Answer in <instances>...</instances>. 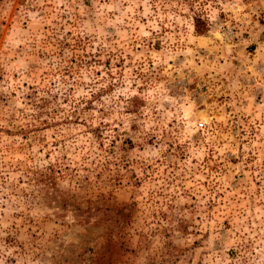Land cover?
<instances>
[{
  "label": "clouds",
  "instance_id": "9594fccd",
  "mask_svg": "<svg viewBox=\"0 0 264 264\" xmlns=\"http://www.w3.org/2000/svg\"><path fill=\"white\" fill-rule=\"evenodd\" d=\"M0 264H264V0H0Z\"/></svg>",
  "mask_w": 264,
  "mask_h": 264
},
{
  "label": "rangeland",
  "instance_id": "374dc122",
  "mask_svg": "<svg viewBox=\"0 0 264 264\" xmlns=\"http://www.w3.org/2000/svg\"><path fill=\"white\" fill-rule=\"evenodd\" d=\"M157 47H158V45H157ZM130 143V142H129Z\"/></svg>",
  "mask_w": 264,
  "mask_h": 264
}]
</instances>
